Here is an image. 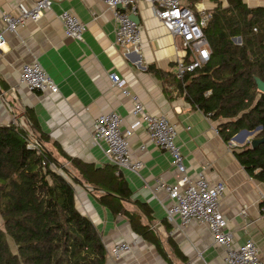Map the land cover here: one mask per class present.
Listing matches in <instances>:
<instances>
[{
    "label": "crops",
    "instance_id": "crops-1",
    "mask_svg": "<svg viewBox=\"0 0 264 264\" xmlns=\"http://www.w3.org/2000/svg\"><path fill=\"white\" fill-rule=\"evenodd\" d=\"M241 1L248 8L264 7V0ZM180 2L192 11L206 12L218 3L221 7L227 5L225 0ZM18 4L30 8L33 0H0V32L4 28L2 16L17 15ZM64 10L85 24L80 41L63 34L58 15ZM135 15L141 39L136 50L124 51L114 45L112 15L100 0H53L38 19H26L14 31H3L0 124L14 123L18 113L28 118L29 111L49 137L45 146L73 179V170L51 141L68 156L95 166L107 163L100 149L90 143V124L99 113L115 111L122 118L121 127L129 125L133 120L131 102L120 90L135 94L145 112L162 114L175 125V143L187 173L201 171L210 182L224 183L219 210L231 232L232 245L252 239L260 264H264V214L258 210L260 200H264V183L248 176L240 166L234 153L238 151L235 140L224 141L218 130L213 131L217 120L191 107L172 83L175 59L182 55L178 40L152 15L151 5L145 0H137ZM34 59L56 83V93L30 91L19 83L20 65ZM109 72L119 75L121 82L116 86L110 85ZM129 153L130 159L141 161L142 166L137 173L121 168L117 171L130 189L123 207L140 215L154 241L135 234L123 214H112L97 204L92 188L76 178L71 181L75 207L91 221L105 248L104 264H223V250L212 242L204 225L180 229L165 218L168 199L162 190L151 189L156 181L173 182L175 169L168 153L148 142L142 126L133 128ZM60 167L56 170L61 171ZM135 202L146 206L147 217ZM244 204L246 215L240 216L238 211ZM119 241L130 242L131 247L113 259L109 251Z\"/></svg>",
    "mask_w": 264,
    "mask_h": 264
},
{
    "label": "trees",
    "instance_id": "trees-1",
    "mask_svg": "<svg viewBox=\"0 0 264 264\" xmlns=\"http://www.w3.org/2000/svg\"><path fill=\"white\" fill-rule=\"evenodd\" d=\"M225 1L226 7L218 3L209 11L203 28L208 60L179 78L173 75L172 83L191 107L217 120L224 141L257 126L254 137H263L264 92L256 89L254 77L264 80V7ZM27 114L31 134L13 122L0 124V264H104L105 248L96 229L75 207L73 179L92 188L97 204L123 214L135 234L154 241L140 215L123 207L130 189L116 167L68 156L51 141L73 170L70 178L45 146L49 137ZM31 138L35 148L27 146ZM234 153L246 174L264 183V142ZM135 204L149 215L145 205Z\"/></svg>",
    "mask_w": 264,
    "mask_h": 264
},
{
    "label": "built area",
    "instance_id": "built-area-1",
    "mask_svg": "<svg viewBox=\"0 0 264 264\" xmlns=\"http://www.w3.org/2000/svg\"><path fill=\"white\" fill-rule=\"evenodd\" d=\"M53 0H33L30 8L17 5V15H3V31H14L16 25L24 20H36L48 11ZM109 10L114 22L113 43L124 49L136 50L140 46V26L130 15L136 13L137 0H100ZM151 5L152 15L160 21L167 32L178 40L182 55L175 59L174 75L179 78L186 71L202 66L209 57V49L203 34L210 13L199 10L192 11L182 5L180 0H145ZM58 18L63 34L80 41L85 24L70 11L64 10ZM254 30V28H253ZM3 31L0 32V45L3 43ZM234 42L236 38L233 39ZM107 77L111 86L119 84L116 72H109ZM18 81L30 91L38 93H56V83L47 75L37 60L22 63L18 70ZM120 93L129 97L132 122L121 127L122 118L115 111L99 113L89 127L90 143L97 146L107 163L114 165L117 171L126 169L137 173L142 166L141 161H132L129 153V137L133 128L142 126L149 143L165 150L169 155L170 165L175 169L173 182L156 181L152 192L162 190L168 204L164 206L165 218L175 223L180 229L191 225H204L212 239L223 250V264H260L258 250L250 238L237 246L232 245V235L226 229V219L219 210V200L225 186L222 181L210 182L198 171L193 175L187 173L179 146L175 143L176 128L162 114L151 115L144 111L135 94L121 89ZM207 90L205 94H208ZM209 118V113L205 114ZM217 133V128L213 129ZM31 134V130L27 131ZM37 142L31 138L27 146L35 148ZM143 147V146H142ZM246 205H241L238 215H246ZM258 210L264 214V200H260ZM131 243L119 241L110 248V255L118 259L122 253L130 250Z\"/></svg>",
    "mask_w": 264,
    "mask_h": 264
},
{
    "label": "water",
    "instance_id": "water-1",
    "mask_svg": "<svg viewBox=\"0 0 264 264\" xmlns=\"http://www.w3.org/2000/svg\"><path fill=\"white\" fill-rule=\"evenodd\" d=\"M130 18L135 22L138 23V18L136 15H130ZM239 38L236 37V41H238ZM255 86L256 89L259 92H264V80L259 79L258 77H254ZM14 124L21 130H30L32 128V125L26 115L24 113H18L13 117ZM259 127H255L254 130H246V129H240L235 134H233L229 139L237 140L238 135L242 134L243 137L246 135L252 134L255 130H257ZM240 142H242L244 139L239 138ZM246 144H248V148H254L257 144L264 142V136L263 137H252L246 139Z\"/></svg>",
    "mask_w": 264,
    "mask_h": 264
},
{
    "label": "rangeland",
    "instance_id": "rangeland-1",
    "mask_svg": "<svg viewBox=\"0 0 264 264\" xmlns=\"http://www.w3.org/2000/svg\"><path fill=\"white\" fill-rule=\"evenodd\" d=\"M255 136V132H253L252 134H250V135H246L245 137H243V135L242 134H239L238 135V139H237V141L235 140V142H236V144H238V148L239 147H241V146H248V144H246V139L247 138H252V137H254ZM239 138H243L244 139V141H242V142H240L239 143ZM2 219H1V217H0V228H2V221H1Z\"/></svg>",
    "mask_w": 264,
    "mask_h": 264
}]
</instances>
